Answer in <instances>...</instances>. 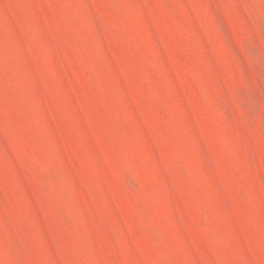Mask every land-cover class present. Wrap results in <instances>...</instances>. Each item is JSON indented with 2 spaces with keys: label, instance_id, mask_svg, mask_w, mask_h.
<instances>
[{
  "label": "rangeland",
  "instance_id": "1",
  "mask_svg": "<svg viewBox=\"0 0 264 264\" xmlns=\"http://www.w3.org/2000/svg\"><path fill=\"white\" fill-rule=\"evenodd\" d=\"M0 264H264V0H0Z\"/></svg>",
  "mask_w": 264,
  "mask_h": 264
}]
</instances>
